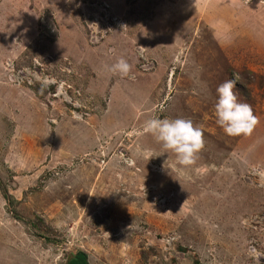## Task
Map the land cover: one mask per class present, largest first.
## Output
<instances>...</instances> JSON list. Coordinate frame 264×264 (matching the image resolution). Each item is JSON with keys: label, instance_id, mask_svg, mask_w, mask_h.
Returning a JSON list of instances; mask_svg holds the SVG:
<instances>
[{"label": "rangeland", "instance_id": "1", "mask_svg": "<svg viewBox=\"0 0 264 264\" xmlns=\"http://www.w3.org/2000/svg\"><path fill=\"white\" fill-rule=\"evenodd\" d=\"M264 264V0H0V264Z\"/></svg>", "mask_w": 264, "mask_h": 264}, {"label": "trees", "instance_id": "2", "mask_svg": "<svg viewBox=\"0 0 264 264\" xmlns=\"http://www.w3.org/2000/svg\"><path fill=\"white\" fill-rule=\"evenodd\" d=\"M69 264H89L83 252L76 253L70 260Z\"/></svg>", "mask_w": 264, "mask_h": 264}]
</instances>
